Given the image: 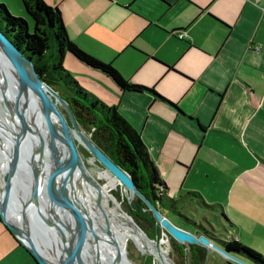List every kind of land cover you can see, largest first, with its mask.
<instances>
[{"label":"crops","instance_id":"1","mask_svg":"<svg viewBox=\"0 0 264 264\" xmlns=\"http://www.w3.org/2000/svg\"><path fill=\"white\" fill-rule=\"evenodd\" d=\"M45 2L79 48L160 96L74 62L84 88L140 133L166 185L214 203L228 238L264 256V0ZM0 237V264H38L1 216Z\"/></svg>","mask_w":264,"mask_h":264},{"label":"water","instance_id":"2","mask_svg":"<svg viewBox=\"0 0 264 264\" xmlns=\"http://www.w3.org/2000/svg\"><path fill=\"white\" fill-rule=\"evenodd\" d=\"M2 62L10 68L7 69V73L15 76L18 82V91L16 128L10 136L13 142V154L9 161L6 189L2 192L4 197L10 193L12 199L9 198L7 204L2 206L0 195V215L10 233L38 264L99 263L98 260L95 262L93 260V257L97 256L98 258V255L96 250L94 252L88 247V236L85 229L89 231L97 245L102 237L94 229L85 207L73 191L74 181H72V177L75 167L79 166L83 169L76 140L84 145L94 158L123 184L128 201L131 200L134 193L142 197L153 212L156 225L166 230L176 241L187 246L188 264H190L191 245L213 248L227 260V264L231 262L234 264H252L216 245L206 236H197L176 226L144 198L130 174L116 164L85 134L65 99L42 80L33 61L26 57L0 29V73L4 76L5 71ZM35 96L40 102L42 114L48 115V119L43 118L41 114L40 116L36 115L37 106L35 105L36 101L33 100ZM53 98L66 109L71 124ZM39 121L45 130L47 128V136H54L57 152L61 151L60 155L56 152L52 158L51 165L57 182L55 179H48L52 184L49 189L45 186L47 180L43 178L44 170L42 168L46 153V133H44L43 127V131L40 129ZM63 149L66 152V158H68L65 169L62 168L60 162ZM19 162L26 166L27 174L24 180L21 174L24 170L19 166ZM17 180H19L18 187H16ZM54 183L58 186L57 194L54 193ZM59 193L62 195L61 199H58ZM25 196L28 198L26 202ZM28 204H30V208H28ZM120 210L126 213L123 208ZM9 211L13 217L22 211V216H24L22 229H19L18 224L9 218ZM132 220L137 228L145 232L134 218ZM110 236V240L105 239L107 243L114 244L119 249L112 233ZM48 241L51 246L46 245ZM162 241L157 230L154 243L158 250H160ZM118 254L116 264H121L120 249ZM125 259L131 264H137L129 256L125 255ZM167 260L170 264H175L170 257Z\"/></svg>","mask_w":264,"mask_h":264},{"label":"trees","instance_id":"3","mask_svg":"<svg viewBox=\"0 0 264 264\" xmlns=\"http://www.w3.org/2000/svg\"><path fill=\"white\" fill-rule=\"evenodd\" d=\"M21 1L32 24L24 16L14 17L7 6L0 3V29L26 57L33 61L42 80L65 99L83 131L86 129L92 134L91 140L130 174L141 195L163 215L178 213L179 207L189 201L199 203L216 213L218 211L216 206L207 204L198 192H188L176 199L170 197L169 188L140 133L120 114L117 106L106 104L82 87L64 67L63 62L70 54L74 59L111 78L120 90L148 91L156 97L160 96L153 89L129 83L111 64L104 63L79 48L69 38L59 8L49 6L45 0ZM113 207L114 209L117 207L116 203ZM125 212L148 234L150 228H155L153 212L142 197L133 199ZM221 214L222 218L227 220L225 214ZM120 217L129 222L125 216ZM193 225L197 229L195 234L204 235L215 244L216 240H219L218 245L231 254L252 264H264V256L237 240L220 239L202 226L196 223ZM7 230L9 231L8 228ZM172 242L177 241L172 239ZM177 247L178 250L181 249L180 246ZM184 248H186L184 261L188 264V248L187 246ZM179 253L182 254L181 250ZM206 257L207 248L199 245L190 246V264H204Z\"/></svg>","mask_w":264,"mask_h":264},{"label":"rangeland","instance_id":"4","mask_svg":"<svg viewBox=\"0 0 264 264\" xmlns=\"http://www.w3.org/2000/svg\"><path fill=\"white\" fill-rule=\"evenodd\" d=\"M0 3H4L14 17H20V16L22 17V15H20L19 9L17 8L19 4L15 0H0ZM48 5L51 6L50 4ZM23 16L25 18H28L25 12H23ZM28 21L31 22L29 18H28ZM71 58L75 61H73ZM74 62H77L76 59H74L70 54H68L63 64H64V67L69 72L72 73L73 77L75 78L78 77L77 81L80 82L79 84L82 87H85L84 86L85 82L80 80L81 78L78 76V73H77L78 65H76ZM2 63H3L2 66H4L5 75L3 76L0 73V131H3V128L7 129L8 133L6 134V138L11 141L10 136H12V132H14L16 128L15 119L13 118V116L17 117V115L13 113L10 108L12 106L11 105L12 104L11 101L13 100L12 97L14 96V99L17 100L18 88L16 86H18V84L16 82L15 76L11 75L10 73H7V69H10V68L6 66L4 62ZM54 101L58 104L59 108L61 109V111L66 116L69 123L71 124L70 117L66 109L56 99H54ZM42 117L46 119L49 118V116L44 113L42 114ZM42 125L43 124H41V127H43L44 129V133H46V131L48 132L47 128L45 130L44 126ZM81 129L83 130V128ZM84 132L91 139L92 134L86 129L84 130ZM45 138H46V151L49 155L53 156L54 151H55V148L53 146L54 136L53 137H50L49 135L47 136V133H46ZM76 144H77L78 151L83 161L89 168V170L98 175L104 188L114 196V198L112 199H114V201L116 202L118 209L120 210V208H123L125 211H127V209L129 208V204L133 201V199L135 200L136 198H138L139 195L134 193L131 200L128 201L127 196L125 194L123 184L113 174H111L104 165H102L96 158H94L92 153L89 150H87L84 147V145L80 144L77 140H76ZM10 145H11L10 143L5 145V150H6L9 161H10L9 154H13V148ZM8 146L11 152L8 149ZM1 147L2 145L0 146V152L2 151ZM50 168L53 169L52 165L50 166ZM7 177H8V173L4 174L3 176L4 182L7 181ZM4 182L3 181L1 182V179H0V185L3 183L2 185L5 187L3 189H2V186L0 187V190L2 192L4 189H6V185L4 184ZM50 185H52L51 182L47 180V182L45 183V186L49 189ZM168 186L170 188V192H169L170 197L175 198V199L178 198V193H180L179 191L181 190V187L179 185L176 186L172 183H169ZM184 193L186 192H183V194ZM109 202H111V200ZM206 203L209 205L214 204L212 202H206ZM177 211L178 213L176 214L165 213V215H167L169 220L173 222L176 226L182 229H185L187 231L194 232L195 234L197 229H195L193 224L196 223L198 224V226H202L207 231L214 233L216 237L223 239V240L228 239V231H227L228 225H226V222L222 218L221 216L222 214L220 211H216V213H214L213 211L203 207L201 204L196 203V202H191V201L186 202L185 204L181 205ZM153 225L155 227L154 229L149 227L150 234H148L143 229L146 232L148 239L154 243L157 230H158L160 234V239L163 240L162 243L160 244L161 249L169 255V257L175 262V264H185L184 255L186 252V248H184V246L186 245L183 243H179L178 241L175 243L172 242V239L173 240L175 239L162 227L157 226L156 221H155V224ZM1 242H2V238L0 237V243ZM216 242H217L216 245L220 243L219 240H216ZM177 246H180L181 249L179 250H181L182 254L179 253ZM126 251H127V256H129V258L132 259L137 264H155V263L166 264L162 260H160V262H155L154 257H152L151 255H144L140 251V249L135 245L132 238L129 239L126 244ZM204 264H227V260L223 258V256L220 253H218L216 250H214L213 248H207V257H206V261Z\"/></svg>","mask_w":264,"mask_h":264},{"label":"bare ground","instance_id":"5","mask_svg":"<svg viewBox=\"0 0 264 264\" xmlns=\"http://www.w3.org/2000/svg\"><path fill=\"white\" fill-rule=\"evenodd\" d=\"M16 87L18 88V86ZM12 98L13 100L12 101L10 100L12 103V104L10 103L12 105L10 109L13 113L17 115V104H16L17 100L14 99V96ZM33 100L34 102L36 101V104H35L37 106L36 115L40 116L41 114L42 116L43 111H42L39 100L36 98V96L33 97ZM13 118L15 119L16 117L13 116ZM40 121L38 122L39 124H40ZM41 124L39 125L40 129L42 128ZM7 133H8L7 129L5 128H3V131H0V144L2 145L1 147L2 151L0 152L1 182L2 181L4 182L3 176L4 174L7 173L8 166H9V160H8L7 153L5 150V145L10 143L11 144L10 146L13 147L12 140L10 141L9 139L6 138ZM53 146L55 148V151H54V155H55V153L57 152L56 150L57 143H55ZM8 149L10 150L9 146H8ZM60 152L61 151H58L57 154L59 153L60 155ZM54 155L53 156L49 155L47 151L45 153V160L43 161V164H42V168L44 170L43 178L44 180L55 179L56 180L55 182H57V179L54 174V170L50 168L52 164V158L54 157ZM11 157H12V154H9V158ZM80 161L82 163L81 165L83 169H81L79 166L75 167L73 177H72V181H74L73 191L75 192V195L78 198V200H80L83 206L85 207L89 220L91 221L94 229L102 237V240L97 245L95 240L89 234V231L85 229V232L87 233V236H88L87 238L88 247L90 248V250L94 252L96 250V254L98 255V258L97 256L93 257L94 262L98 260L99 262L98 264H116L117 258L119 255L118 250L120 249L121 254H122L121 264H131L125 259V255L127 256L126 244L128 240L132 238L135 245L140 249V251L144 255H151L152 257H154L155 262H158V259H160L164 261L166 264H170L167 260L169 255L166 252H164L161 249V247H160V250H158L155 244L148 239L145 232H143L142 230H140L134 225L132 216L131 218L129 214L121 212V210H119L118 207L114 209L113 205L116 203L114 199H112L114 198V196L104 188L98 175L89 170V168L83 161L81 155H80ZM60 162H61L62 168L65 169V165L67 166L68 164V158H66V152H64V149L61 155ZM19 166H21L22 169L24 170V172L21 173L22 179L24 180L27 174V172L25 171L26 166L22 162H19ZM5 182L4 184L6 185ZM18 183H19V180H17L16 187H18ZM2 184L0 185V187L2 186V189H3L5 187ZM53 186H54V193L57 194L58 186L56 183H54ZM0 195H1V205L2 206L4 204H7V200L9 198L12 199V195L10 193L9 194L7 193V197H4L2 195L1 190H0ZM61 196L62 195L59 193L58 199H61ZM110 200L112 204H110L109 202ZM26 201H28L27 196H25V202ZM27 206L28 208H30V204H28ZM29 213H30V210H29ZM62 213L65 214V212H62ZM120 215L125 216L129 220V222L122 219ZM8 216L9 218H11V220H13L15 223L18 224L19 229H22L24 227L23 226L24 216H22V211L19 212V214L16 217H13L11 212L9 211ZM110 233H112V236L115 237L117 241V246L119 249H117V247L114 244L113 245L108 244L107 241L105 240V239L107 240L109 239ZM46 243H47L46 245L51 246L49 241ZM162 254L164 255L165 258L163 257Z\"/></svg>","mask_w":264,"mask_h":264},{"label":"built area","instance_id":"6","mask_svg":"<svg viewBox=\"0 0 264 264\" xmlns=\"http://www.w3.org/2000/svg\"><path fill=\"white\" fill-rule=\"evenodd\" d=\"M184 35H185V34H184V33H182V32L178 34V36H179L180 38H183V37H184Z\"/></svg>","mask_w":264,"mask_h":264}]
</instances>
